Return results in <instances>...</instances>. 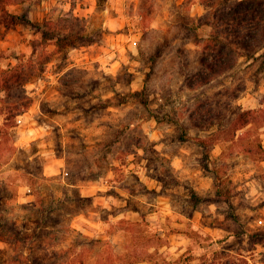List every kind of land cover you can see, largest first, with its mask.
I'll use <instances>...</instances> for the list:
<instances>
[{
  "label": "rangeland",
  "instance_id": "1",
  "mask_svg": "<svg viewBox=\"0 0 264 264\" xmlns=\"http://www.w3.org/2000/svg\"><path fill=\"white\" fill-rule=\"evenodd\" d=\"M100 2L0 7V264H264V119L245 134L192 121L238 88L234 109L264 108V58L191 90L183 74L198 53L177 20L204 17L202 0ZM72 15L79 45L34 52L37 24ZM160 47L152 72L143 56ZM17 69L13 91L30 105L6 123Z\"/></svg>",
  "mask_w": 264,
  "mask_h": 264
},
{
  "label": "trees",
  "instance_id": "2",
  "mask_svg": "<svg viewBox=\"0 0 264 264\" xmlns=\"http://www.w3.org/2000/svg\"><path fill=\"white\" fill-rule=\"evenodd\" d=\"M32 0H0V7L3 8L12 3H27ZM101 3V0H98ZM191 0H185V4ZM208 11L202 18H195L191 15H185L183 19L177 20V27H180L186 45L190 44L195 47L197 55V64L190 69V63H186V72L183 74L184 85L195 90L211 84L216 77L225 74L236 68L240 58L246 56L254 59L264 58V51L255 56L264 49V0H202ZM8 14V13H7ZM19 21L26 24H33V21L26 15H13ZM84 20L77 16L60 17L58 19H46L42 23L37 24V29L41 33L42 41L34 45V52L38 50L44 51V47L48 44L45 40L53 39L59 50H65L68 47H76L80 43L78 40L85 38L82 34L83 29H76L74 24L82 26ZM210 26L211 30L207 32L204 27ZM154 31V30H152ZM151 32L144 31V38H147ZM207 34L202 36L201 34ZM170 45V44H169ZM177 52L189 53L190 49L186 46L177 47ZM52 54V53H51ZM163 51L157 50L150 56H143L145 60L151 63L150 70L153 72L158 59L162 56ZM47 59L51 58L45 52ZM184 56H188L185 54ZM43 57V54H40ZM38 61L40 59L38 58ZM36 62V60L32 61ZM36 66H32L35 69ZM153 73H149L151 76ZM21 71L17 69L14 74L9 76L8 82L5 83L6 110L9 112L7 121L16 119L23 114L30 103L25 102L19 104V100L23 96L15 94L13 88L20 86L23 76ZM240 88L231 91H223L218 93L215 98L208 102L199 104L192 113V121L198 127L211 129L215 125L221 129L225 126L226 121L231 123V127L238 131L244 130V134L248 132L246 129L257 119H264V108L257 110H238L233 108L234 99L240 97L238 91ZM139 93V94H138ZM141 95L142 92H138ZM2 129V128H0ZM242 134V136L244 135ZM199 143L205 148L209 147V140L212 138H198ZM209 152H206V159H209ZM262 236L263 234H257ZM228 264V262L226 263ZM229 264H235L230 262Z\"/></svg>",
  "mask_w": 264,
  "mask_h": 264
},
{
  "label": "crops",
  "instance_id": "3",
  "mask_svg": "<svg viewBox=\"0 0 264 264\" xmlns=\"http://www.w3.org/2000/svg\"><path fill=\"white\" fill-rule=\"evenodd\" d=\"M110 25H112V26L114 25L116 27H119V25H121V21H120V19L116 18L113 20V22H111Z\"/></svg>",
  "mask_w": 264,
  "mask_h": 264
}]
</instances>
